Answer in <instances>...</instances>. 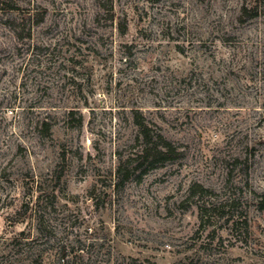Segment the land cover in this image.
<instances>
[{
    "label": "rangeland",
    "instance_id": "obj_1",
    "mask_svg": "<svg viewBox=\"0 0 264 264\" xmlns=\"http://www.w3.org/2000/svg\"><path fill=\"white\" fill-rule=\"evenodd\" d=\"M0 264H264V0H0Z\"/></svg>",
    "mask_w": 264,
    "mask_h": 264
},
{
    "label": "trees",
    "instance_id": "obj_2",
    "mask_svg": "<svg viewBox=\"0 0 264 264\" xmlns=\"http://www.w3.org/2000/svg\"><path fill=\"white\" fill-rule=\"evenodd\" d=\"M141 133L146 139V147L142 152L143 162L157 163L161 160L166 159L167 157L174 156L176 153V149L171 145V143L164 141L162 135H157L159 140L164 142V145H159L158 143H154L153 137L151 136V132L141 121L138 123Z\"/></svg>",
    "mask_w": 264,
    "mask_h": 264
}]
</instances>
